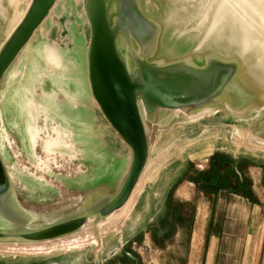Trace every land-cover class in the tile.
<instances>
[{"label": "water", "instance_id": "95a60500", "mask_svg": "<svg viewBox=\"0 0 264 264\" xmlns=\"http://www.w3.org/2000/svg\"><path fill=\"white\" fill-rule=\"evenodd\" d=\"M82 1L83 14L74 10L80 0H0V9H15L16 19L0 44V115L5 112L8 118L21 98L33 110L45 104L50 114L77 123L76 132H82L84 99L73 104L59 95L34 96L29 84L32 78L40 84L35 78L39 67L25 63L38 32L60 4L75 20L64 23L60 16L53 18L48 58L63 69L64 82L82 73L89 98L130 152V161L125 173L108 188L92 190L46 216L20 202L0 143V245L14 244L21 252L15 254L27 257L51 254L58 245L69 248L55 242L82 232L89 222L105 221L126 205L142 176L151 180L152 155L166 132L183 125L194 127L205 140L215 137L207 145L212 152L218 149V136L230 130L239 138L264 145V0ZM86 22L89 38L84 52L78 40L79 26ZM2 23L0 36L7 31ZM81 36L87 38L88 33ZM58 42L67 49L62 50ZM178 112L188 115L181 117ZM29 113L30 137L31 131L37 137L39 112ZM62 126L55 128L58 139L47 141L45 150L48 143L55 148L46 150L48 154L62 149L72 154L80 147L73 141L82 139L78 134L65 145ZM50 161L48 156L44 164ZM139 200L136 197L127 218L137 210ZM127 218L116 227L99 230L100 244H89L108 251L115 245L112 238L118 236L119 241L134 224L128 226ZM52 243L53 249L46 250Z\"/></svg>", "mask_w": 264, "mask_h": 264}, {"label": "rangeland", "instance_id": "374dc122", "mask_svg": "<svg viewBox=\"0 0 264 264\" xmlns=\"http://www.w3.org/2000/svg\"><path fill=\"white\" fill-rule=\"evenodd\" d=\"M5 4L3 2L4 7ZM77 9L80 14L84 13L82 0L77 3V7L74 3V10ZM3 10L5 12L1 13ZM3 10L0 9V27L2 21L7 31L0 36V44L7 32L16 25L13 16L15 9ZM68 12L59 4L53 17L38 32L39 37L32 43L25 63L39 67L36 68L39 75L35 78L40 79V84L35 80L33 82L34 78L30 84L28 82L34 96L59 95L68 98L73 104L77 99H84L85 102H81L86 119L82 123V132H76L75 126L80 127L77 123L60 120L50 114L45 104L33 110V106L25 104L21 98L18 104L12 106L8 118L5 112L2 118L0 115V143L4 146L6 164L14 175L16 194L26 209L46 216L67 207L92 190L108 188L125 173L130 161V152L104 122L89 98L82 73L80 78L72 77L64 82L63 69L48 58V34L52 20L60 16L64 23L74 21L75 17ZM84 32L88 33V37L83 39L81 34ZM79 33L78 44L85 52L89 38L87 22L79 26ZM66 34L67 30L64 36ZM60 48L67 49L63 43ZM77 58L79 66H83L81 57ZM30 110L39 112L35 120L36 128H40L36 144L30 137ZM47 120H50L48 128ZM60 123L63 124L66 146L72 142L75 134L83 136L81 140H73L79 142L80 147L72 154L66 149L56 151V154H48L45 150L47 141L58 139L59 131L55 128ZM193 128L183 125L171 130L173 132H166L159 139L149 170L151 180L137 196V200L140 198L137 210L126 219L130 218L128 226L137 220L140 231L117 254L89 244L90 238L75 248L65 249L58 245L59 248H54L56 250L51 254L29 257L15 254L21 252L17 251L19 248L14 244H10L0 245V264H188L191 253L190 226L197 196L214 193L222 187L234 192L243 193L242 188L249 191L254 178L259 177L255 173L257 170L262 172L260 176L264 178V145L239 138L230 130L218 136L217 150L202 153L208 150L207 145L212 144L215 137L205 140ZM48 156L51 161L46 166L44 162ZM182 192L194 194L195 201L181 199L178 195ZM153 215H157L156 219L149 221ZM117 237L112 238L114 243L118 242ZM78 241L70 240L67 245L72 246ZM52 246L53 243L46 245V250L53 249Z\"/></svg>", "mask_w": 264, "mask_h": 264}, {"label": "crops", "instance_id": "0c3cea01", "mask_svg": "<svg viewBox=\"0 0 264 264\" xmlns=\"http://www.w3.org/2000/svg\"><path fill=\"white\" fill-rule=\"evenodd\" d=\"M255 173L259 177L254 178L249 191L222 187L197 196L188 264H264V178L261 171ZM193 195L182 192L178 196L195 201ZM156 217L153 215L149 221ZM139 231L135 222L108 252L117 254Z\"/></svg>", "mask_w": 264, "mask_h": 264}, {"label": "bare ground", "instance_id": "6f19581e", "mask_svg": "<svg viewBox=\"0 0 264 264\" xmlns=\"http://www.w3.org/2000/svg\"><path fill=\"white\" fill-rule=\"evenodd\" d=\"M66 1L68 2L69 0H66ZM76 1H78V0H76ZM114 9H116V7H114ZM263 109H264V107H263ZM178 113H179L178 115L181 117L188 115V113H184V112H178ZM253 126H251L250 130H252L254 128ZM250 132H252V131H250ZM36 134H37V132L31 131V138H32V141L34 143H35V139H36V137H35ZM263 140H264V138H263ZM52 145H53V143H48L47 148H46L47 152L54 151L55 148H53ZM205 152L206 153H212V148L205 150L202 153H205ZM202 153H200V154H202ZM48 162H49V159H48ZM145 177H147V178H145ZM148 178H149L148 176L143 175L138 186H137V188H136V190L134 191L132 197L126 203V205H124L120 210L112 213V215H110L105 221L100 222V223L96 222V221L95 222H89L84 227V230L82 232H79L75 235H72L71 237L61 239L60 241L55 242V244L62 243L63 245L68 246L67 244L70 242V240H73V242L80 240L77 242V244H74V246L76 247V245H81L87 237H91L90 240L92 242H94L95 244H100L101 243V240L99 239L100 231H106L110 228L116 227L125 218H127L128 214L130 213V211L132 210V208L135 204L137 195L143 189L144 183L149 180ZM68 247H70V246H68Z\"/></svg>", "mask_w": 264, "mask_h": 264}]
</instances>
